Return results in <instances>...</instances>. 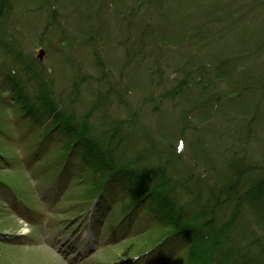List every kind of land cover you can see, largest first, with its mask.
<instances>
[{"label":"rangeland","instance_id":"rangeland-1","mask_svg":"<svg viewBox=\"0 0 264 264\" xmlns=\"http://www.w3.org/2000/svg\"><path fill=\"white\" fill-rule=\"evenodd\" d=\"M232 1L236 2V5L233 4L234 8L239 9L242 0ZM215 2L218 0H195L194 2L160 0L162 5H155V8L163 9V6L171 8L172 10L168 12L170 18L163 20L164 12L160 10L158 13H152L154 21L150 14L144 22H152L154 25L151 36L156 34L162 36V33H165L166 37L176 39L180 24L176 21L173 9L180 7L199 10ZM253 2L257 3V7L251 6ZM12 4L10 14L0 22V157L2 159L13 156L19 160L10 157V166L5 167L2 163L0 164V180L13 184L24 196L29 197L28 203L32 207H27L20 200L16 201L17 197L11 199L7 194L8 190L0 184V234H23L25 226L30 231L25 233V236L21 235L20 239L0 236V264H61V257H64L62 259L64 262L74 258L70 264H119L115 263L117 259L130 258L153 249L167 233V230L151 218L149 221L146 219L143 222L139 221L147 213L145 210L146 212L143 213L138 212L136 222H131L133 228L129 226L128 233L121 231L120 235H116L125 222L120 223V221L129 215L128 213L121 216L122 218L118 217L122 212L121 206L127 200V196L119 192L112 200L113 203L111 202L109 209L107 208L109 211L107 220L99 223L97 231L96 222L100 219L102 208L99 209L95 201L86 213L80 215L81 209L83 208L85 212L87 208L81 203L80 189L75 194L72 192L69 201L58 208L65 197V187L59 191L56 185H50L51 181L45 175L37 174L31 167H40L41 163L38 160L43 159L49 162L55 156L58 160L56 151L61 144L56 136L55 141H50L45 145V149L34 157L33 147L27 142L31 138L30 133L38 129L31 127L25 119H22L21 114L24 115L26 111L16 108L21 105L15 107L18 99L22 100L20 103L27 101L25 98L28 94L25 90L24 94L21 93L18 96L15 94L12 97L13 92H7L8 88L5 86L6 74L12 75V70L18 71L15 65L25 72L22 83L26 84L29 91L44 84L51 88L58 97V101H63V107L72 109L77 117L85 119L91 112L90 116L86 117V121L91 127L94 138L100 141L105 135L103 131L111 132L112 123L119 124L136 114L138 122L135 125L145 127L159 146L161 143L164 144V137L168 138V136L176 150L177 144L179 145L177 154L182 155L183 159L181 162L177 161V165L189 167L194 165L202 173L205 169L213 168V163H221L220 166L229 163L232 157L236 156L235 152L242 149L245 166H255L253 176L264 173V100L258 103L247 96L232 103L226 95H221L218 101L221 104L218 106L214 104L215 107L210 110L209 124L212 127L195 131L201 117L199 110L194 108V105L189 106V102L185 100V93L172 96L169 91L183 76L181 73H175L173 62L168 64L162 62L156 67L151 64L152 56L142 61V57L140 59L132 57L131 61L126 58L129 50L134 51L131 45L136 38L134 35L127 38L129 33L119 22L114 9L119 10L122 14L119 16L123 17L124 12L131 7L127 0H12ZM215 4L219 5V3ZM245 9H249L248 15H242L241 20H238L239 25L234 27L233 31L224 32L221 38L215 36L214 40L206 41L209 46L201 54L193 57L197 65L201 62L214 65L218 60H214L211 56L223 59L225 56H242L249 50L257 54V49L252 43L259 37L260 32L264 36V0H247ZM144 12V7L136 12L138 15H135L136 24L134 23L133 27H138L143 21ZM216 32L217 30H212L209 33L214 36L217 35ZM189 40L190 38L187 37L186 41ZM261 46L264 48V42ZM41 48L45 50L43 60L38 59ZM177 48L170 49L174 51ZM148 50L150 48L146 47L144 52L148 54ZM191 52H194V48ZM246 58L249 69L250 66L253 68L252 72L257 79L256 82L253 81L254 85L261 86L264 76L259 69L264 70V52L261 56H255L254 59L248 56ZM205 69L208 71L213 68ZM256 69L259 71H255ZM209 88L211 90V87ZM215 89L217 91L211 90V95L219 91L226 94L230 86L227 83H221L216 85ZM261 89L264 90V88ZM200 92L197 88L186 91L187 96L193 99L191 103L200 101ZM6 96L15 103L11 105V101L6 99ZM98 96L102 101L106 100L107 105L92 108V104L97 105ZM256 111L258 115L253 117ZM182 116L190 125L189 128L185 127L183 132L181 130L186 123L183 120L181 124ZM227 118L233 120L229 122L228 127ZM249 123L253 125L250 136L247 135L248 131L242 132ZM16 135H19L17 140ZM181 140L184 141L183 148L180 144ZM193 141L199 143L200 154L196 152V156ZM192 156L199 163H196ZM130 159L131 155L128 153L123 158L120 157V160L124 162ZM59 161H56V164ZM226 167L223 166L222 169L226 170ZM77 170H79L78 167ZM77 170L73 173L78 172ZM186 171L188 173L191 170L186 168ZM47 172L48 168L43 173L49 174ZM223 173L224 171L216 174L214 171L213 175ZM196 174L198 175L197 171ZM72 184V178L65 181L67 192L72 189ZM83 187L84 185L79 186V188ZM52 188L56 191L52 192ZM196 194L204 197V194L199 192ZM194 197L195 195L180 193L178 203L184 206L187 213L191 214L196 209L195 204L192 203ZM74 204L80 205L73 207ZM68 208L73 216L79 214L77 215L79 217H72L73 219L65 223ZM118 210L120 211L117 212ZM116 214L118 216L115 220V231L113 229L111 231L113 233L107 232L103 237L108 220L114 218ZM23 215L28 220H23ZM56 216L64 219L54 221L53 218ZM244 216L247 219L246 230L236 233L235 236L240 244L246 245L250 240L248 234L255 223L248 211L244 212ZM58 224H63L64 228L56 232ZM138 224L137 230L133 233ZM38 233H41V237L48 244L53 245L55 255L51 253L52 250L48 251L49 245H47L48 250L44 247V242L40 238L30 239L32 243L29 242V238L37 237ZM79 239L80 242H78ZM260 242L261 247L264 246V237H261ZM21 243L32 245L17 246ZM64 243L65 245L62 246ZM87 243L89 244L85 248ZM183 247L184 244L165 264H189V258L174 261L180 253L182 254L180 250ZM58 250H61L63 255ZM146 257L148 255L144 256ZM130 263L137 264V261L133 260Z\"/></svg>","mask_w":264,"mask_h":264},{"label":"trees","instance_id":"trees-1","mask_svg":"<svg viewBox=\"0 0 264 264\" xmlns=\"http://www.w3.org/2000/svg\"><path fill=\"white\" fill-rule=\"evenodd\" d=\"M187 1L194 2L195 0H183V2ZM215 3H219V5L217 6ZM215 3L199 10H189L188 8L180 7L179 9L177 7V9H173L176 21L180 24L176 39L166 37L165 33H162V36L159 34L151 36V31H154V25L152 22L145 23L142 21L138 28L139 32H136V39L131 45V49H134V51L131 53L129 50L126 58L128 60H132V57L140 59L144 47L147 45L151 48L152 65L158 67L162 62L164 64L168 62L165 55L166 49L187 44L189 50L185 49L181 54L182 59L175 64L176 72L183 69L184 77L169 89L172 96L185 93V100L190 105L192 98L187 96L186 93L189 89L197 88L201 91L200 98L203 96L207 98L210 97L211 90L217 91L215 89L216 85L227 83L230 86L229 92L224 94L219 91L216 94L226 95L231 100L248 96L251 97L252 101L255 100L261 103V100H264V90L261 89L264 88V82L261 86L254 85L253 81H257L252 72L254 70L251 66L249 69V64L245 61L247 59L246 56L254 59L255 56H261L262 52H264V48L261 46L264 42V36H262L261 32L259 37L254 39L252 43L257 49V54L249 50L242 56H225L223 59L211 56V58L218 61L214 65L208 63L210 69L213 68L208 71L205 69L206 64L204 62L197 65L196 61H191L196 54H201L209 46V44L207 46V40L208 42L211 39L214 40L215 36L221 38L224 32L233 31L234 27L239 25L240 21L238 20L242 18V15L247 14L249 11V9H245L247 0H242L239 9L234 8L233 4L236 5V2L232 0H218ZM131 4L134 6L131 5L130 9L135 14L139 11V8H145L143 20L146 19L145 16L148 10L154 14L162 10V13L164 12L163 20L166 21V19L170 18L168 12L172 10L171 8L165 6H163V9L155 8V5H162L160 0H132ZM12 5V0H0V22L10 14ZM135 5L137 6L136 8ZM251 6L257 7V3L253 2ZM152 18L154 21V17ZM123 19L125 20L126 16ZM159 21L161 22V20ZM203 30L204 32H202ZM212 30H217V35L213 36L212 33L210 34L209 32ZM187 37L190 38L189 41H186ZM192 48H194V52H191ZM162 56L166 60H162ZM143 59L144 57L141 61ZM259 70L264 76V70L262 68ZM259 70L256 69L255 71ZM209 73H212V75H209ZM209 87H211V90ZM21 89L24 88L22 87ZM17 90L18 87H16L15 93ZM46 90L47 87L43 86L41 93H37L32 101H29V98H25L27 101L20 103L22 100L19 99L16 105L21 106L17 107V109H25L27 116L31 117L30 120L33 123L41 121V118L50 120L51 126L48 128L47 134L50 136L59 130V133L64 135L63 147L65 150L73 152L80 148L83 153V160L92 169L91 175L87 176V179H91L90 181L112 170L116 171L118 169V173H128L129 175L126 178L130 181L127 180L125 184H130L132 189H134L132 195H142L141 203H145L149 199L150 201L152 200L153 205L150 207V211L157 217L161 215L164 218H171L170 224L172 225V230L176 226L178 228L176 233L184 234L186 237H198L193 247L192 264H209L208 258L210 255L221 249H223L225 257L222 264H264V246L255 247L248 244V249L238 251L237 247L231 243L229 226L232 225L234 220L223 225L225 231L223 229L218 231L217 226L218 221H220L219 218H224L222 212L227 210V208H231L232 212H236L238 216L242 215L247 207H250L249 212L255 223L253 231L257 234L264 233V173L257 174L255 177L253 176L252 173L255 171V166H245V158L242 156L244 150L240 148L241 150L235 152L236 156L232 157V161L229 162L225 171L227 179L218 180L216 182V184H219L218 186L209 185L210 187H206V184L200 182L194 186H190L187 184V180L182 182L178 174L176 161L179 157L176 155L175 145L170 141L169 136L168 138L164 137V144L159 143V146L152 139L151 133L145 130V127L135 125L138 119H135L133 115L119 125H113L110 133L104 132V136L108 137V144L104 147V144L94 141L89 136V130L86 125H84L81 131L76 128L72 123L73 119L70 116L67 117L64 112L59 110L53 98L49 97ZM219 100L220 96L216 102ZM211 101L214 102V99L211 98ZM105 105H107L106 100L102 101L99 97V101L94 107L96 109L97 106L101 107ZM257 115L258 111L255 113V116ZM244 118L246 119L247 117ZM204 121H208L206 116L201 118V122ZM133 122L134 124H132ZM61 124H64L66 127L61 129ZM252 126L249 123L244 127L245 130L242 132L247 133L248 131L247 135L250 136V132L253 131ZM78 144L79 146H77ZM117 150L124 152V154L131 153L134 156L132 163L118 165L117 154L119 156V153ZM190 178H193V176H190ZM181 186H184L188 190H197L199 194L207 193L202 211L196 213L189 220H184L179 215L174 203L170 204L171 197H173L172 193L175 195V190L181 188ZM196 199H200V196H197ZM215 216L218 218H215ZM237 216L235 218H238ZM174 218L177 221L173 220ZM242 224L246 227V218ZM205 231L209 232L204 233ZM258 245H261V243ZM259 248L261 250L257 253ZM201 249H203L202 252ZM232 255L237 256L233 259L231 258Z\"/></svg>","mask_w":264,"mask_h":264},{"label":"bare ground","instance_id":"bare-ground-1","mask_svg":"<svg viewBox=\"0 0 264 264\" xmlns=\"http://www.w3.org/2000/svg\"><path fill=\"white\" fill-rule=\"evenodd\" d=\"M22 232H24V233H25V232H27V231H26V230H24V231H22Z\"/></svg>","mask_w":264,"mask_h":264},{"label":"water","instance_id":"water-1","mask_svg":"<svg viewBox=\"0 0 264 264\" xmlns=\"http://www.w3.org/2000/svg\"><path fill=\"white\" fill-rule=\"evenodd\" d=\"M42 55H43V52H42V54L40 56L42 57Z\"/></svg>","mask_w":264,"mask_h":264}]
</instances>
